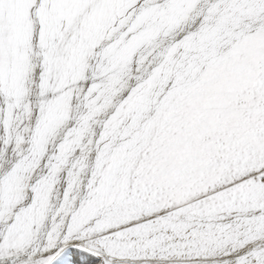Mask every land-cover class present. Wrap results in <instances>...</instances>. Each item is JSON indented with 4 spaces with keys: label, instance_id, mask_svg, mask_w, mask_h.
<instances>
[{
    "label": "snow or ice",
    "instance_id": "snow-or-ice-1",
    "mask_svg": "<svg viewBox=\"0 0 264 264\" xmlns=\"http://www.w3.org/2000/svg\"><path fill=\"white\" fill-rule=\"evenodd\" d=\"M0 264H264V0H0Z\"/></svg>",
    "mask_w": 264,
    "mask_h": 264
}]
</instances>
